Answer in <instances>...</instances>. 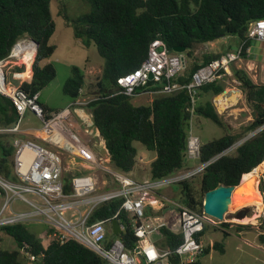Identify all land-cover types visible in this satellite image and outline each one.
<instances>
[{
	"label": "trees",
	"instance_id": "16d2710c",
	"mask_svg": "<svg viewBox=\"0 0 264 264\" xmlns=\"http://www.w3.org/2000/svg\"><path fill=\"white\" fill-rule=\"evenodd\" d=\"M90 11L76 19H70L63 11L66 24L73 28L75 37L86 47L94 45L103 58L100 80L93 84L97 97L86 108L92 113L93 124L104 140L111 164L120 172L128 174L135 169L139 151L135 142H140L148 151L155 152L150 164V178L159 179L171 175L185 167V151L192 114L190 95L185 89L171 94H154L151 103L136 105L132 96L118 93L117 79L140 67L146 59L150 44L155 39L164 41L170 52L184 48L186 56L192 55L197 44L215 41L225 36L237 37L244 47H249V27L253 21L264 19V0H85ZM51 0H0V59L8 55L14 43L28 35L38 43V50L32 67L15 66L8 75L9 81L27 93L41 92L57 74L50 62L56 50L51 38L56 23L50 10ZM246 57V53H243ZM220 55H208L202 63H194L175 81L185 84L200 66ZM233 78L244 91L247 101L254 110V120L247 131L261 130L240 144L235 154L227 151L240 137L226 132L223 136L203 143L200 161L209 163L202 171L200 192L196 194L191 183L179 182L181 202L200 213H204L205 193L221 184L238 185L244 174L250 173L264 161V83H255L243 69L233 68ZM12 74L21 75V83H13ZM23 75H27L26 78ZM227 78V77H226ZM226 78L203 85L200 91L219 94L224 90ZM85 73L73 67L72 73L63 85V92L71 100L85 91ZM161 84L150 82L138 92L159 90ZM199 91V92H200ZM86 95V92H84ZM43 104V103H42ZM44 108L50 111L49 107ZM195 114L212 120L220 127L227 128L215 106L207 101L197 103ZM19 118L12 100L0 94V127L11 128ZM12 133L0 134V173L11 180L15 147ZM5 137H11L5 138ZM71 173L65 174L66 190H70ZM261 190L264 191L263 184ZM264 203V196H263ZM122 199H115L97 207L90 221L112 218L120 210ZM125 224L120 235L129 250L137 246L131 219L122 211L118 216ZM225 228H235L237 232L250 230L252 224L221 223ZM207 225H205L206 228ZM199 233L197 240L205 232ZM224 229V228H223ZM13 237L16 248L0 247V264H29L20 249L44 257L33 264H105L97 253L76 240L64 243L50 241L44 243L25 224L2 228ZM224 236L229 235L223 230ZM156 244L164 249L175 250L183 242L181 232L176 233L162 227ZM264 247V232L258 235ZM214 249L224 252L222 242H214ZM211 247L204 248V255ZM169 264H202L201 259L193 263H182L175 254L168 258ZM141 264H148L141 261Z\"/></svg>",
	"mask_w": 264,
	"mask_h": 264
},
{
	"label": "built area",
	"instance_id": "2783aa9c",
	"mask_svg": "<svg viewBox=\"0 0 264 264\" xmlns=\"http://www.w3.org/2000/svg\"><path fill=\"white\" fill-rule=\"evenodd\" d=\"M249 37L264 41V19L250 24ZM37 50V42L25 35L14 43L7 56L0 59V94L10 98L19 113L13 127H0L1 133L16 135L13 139V172L16 179L11 180L0 173V229L31 222L45 224L46 233L39 236L44 243L55 240L64 243L73 239L93 250L109 264H141L142 260L148 264H169L168 258L173 254L179 256L182 263L199 260L204 255V246L197 240V236L205 228L206 214L179 205L172 222H167L160 215L148 218L146 206L148 202L161 203L156 197L150 200L159 189L171 183L186 181L195 173L203 171L209 163H202L194 171L175 172L159 179L139 180L118 171L111 164L105 143L102 145L104 152L94 148L88 136V129L94 124H90L88 129H81L75 115L77 108H86L97 96L86 97L84 89H80V96L67 107L48 111L41 102L40 92L31 95L9 81L8 75L15 66L24 65L26 68L28 62L33 64ZM244 52H248V47L245 48L243 43L237 50L223 53L200 66L193 72L190 82L180 84L175 79L187 69L186 54L170 52L163 40L155 39L140 67L118 77V93L132 97L146 93L138 91L150 82L161 84L159 90L149 92L153 94H171L185 89L190 95V111L193 116L200 88L231 75L232 64ZM28 111L33 112L42 123L36 139L21 136L22 121ZM201 146L200 138L190 128L185 156L200 159ZM64 157L74 162L83 161L95 170L73 173L69 191L66 190L64 179ZM108 178L112 182L110 185ZM115 199H122V204L114 217L90 221L97 207ZM17 200L30 208L15 209L14 203ZM122 211L131 219L137 237L134 250L126 248L120 238L121 234L110 237L113 234L114 219L119 221L122 232L125 229V224L118 217ZM261 215L264 216V206ZM162 227L182 233L183 242L175 250L162 249L154 241V234H160ZM20 251L29 264L44 257V253L34 254L26 246Z\"/></svg>",
	"mask_w": 264,
	"mask_h": 264
},
{
	"label": "rangeland",
	"instance_id": "374dc122",
	"mask_svg": "<svg viewBox=\"0 0 264 264\" xmlns=\"http://www.w3.org/2000/svg\"><path fill=\"white\" fill-rule=\"evenodd\" d=\"M63 9L68 17L74 20L81 15L87 14L90 11V5L85 0H51L50 2V10L56 23V30L51 41L56 45V50L49 61L55 66L57 74L40 93L41 99L53 110L62 109L70 102L71 98L63 92V85L71 75L74 66L83 69V72L85 73L86 97H94L98 95L97 90L93 88L92 85L100 80L102 74V67L97 62L103 63V58L99 55L94 45L86 47L75 37L73 28L66 24L63 16ZM217 40H219V49H221L223 44L231 47L236 46L235 44L239 39L225 36ZM219 49L215 48L212 51ZM204 54L205 49L203 47L200 48V44H197L192 55L188 56V59H190V67L194 65V63H202V57H204ZM11 76L14 84L19 85L21 83V75L12 74ZM23 77L26 78L27 75H23ZM225 92H236V96L232 101H226L224 107L221 108V98L224 96V98L227 99V96L224 95ZM153 98V93L146 92L134 96L132 102L136 105L147 104L151 103ZM207 101H210L215 106L217 112L227 125V128L220 127L212 120L194 113L189 122L190 128L193 130L194 134L200 138L201 144L219 138L226 132L239 134L240 137L238 140L227 151H225L227 154H235L236 149L240 144L253 138L259 132L260 129L253 131L246 130V127L254 120V110L247 101L246 95L241 89L239 82L233 78L232 74L228 75L225 79L224 90L221 93L213 94L211 92H199L197 103H205ZM26 122L36 124L37 126L41 125V121L35 117L33 118L29 116L27 120L25 119L23 124L25 125ZM87 126L88 124H86V127ZM97 133V130L95 132V129H93L92 135H98ZM0 134L3 133L0 132ZM5 138H9V140L11 139V137ZM36 142L42 144L40 140H36ZM92 144L95 149L104 152L99 138H93ZM134 144L139 152L144 153H142V161L138 157V165L136 169L133 170L134 173H131L130 176L138 179H142L143 176L149 177L150 160L153 156L155 157V152L148 151L140 142H135ZM186 159L188 160H186L187 163L185 167L177 172L194 171L202 165V162L198 158H189L187 155ZM262 164L263 162L260 165ZM260 165L257 168H260ZM63 166L65 172L71 173V175L79 171H95L83 161L74 162L67 157H64ZM101 175L102 174L100 173L99 176ZM201 175L202 170L186 180L191 183V186L197 195H199L200 192ZM257 175L256 189L259 192L260 200L262 202L261 208L258 209L256 206L250 205L249 208L243 211V207L232 205L226 212L225 220L223 221L228 223L252 224L255 227L243 232H237L234 227L225 228L222 226L220 220L206 215L207 226L201 238V242L204 248L210 246L211 249L208 254L201 256L200 259L202 264H263L264 252L258 244V235L260 232H264V216L261 215V209L264 206V191L261 190V184H263L264 188V168L259 169ZM108 183L109 185L112 183L110 178H108ZM180 186L179 183H171L159 189L156 196H154L161 202L154 205V209L159 210L158 214L164 217L167 222H172V218L178 212L179 205L185 206L181 202ZM14 207L18 210H28L30 208L27 204L19 200L15 201ZM26 226L30 231L40 237L45 235L47 229V225L37 224L35 222H31ZM223 230L229 235L224 236ZM158 237V234H154V239L160 242ZM217 241L223 243L224 252H220L212 247L213 243ZM0 247L7 249L16 248V243L13 237L8 235L2 229H0ZM105 264L109 263L105 262Z\"/></svg>",
	"mask_w": 264,
	"mask_h": 264
},
{
	"label": "crops",
	"instance_id": "0c3cea01",
	"mask_svg": "<svg viewBox=\"0 0 264 264\" xmlns=\"http://www.w3.org/2000/svg\"><path fill=\"white\" fill-rule=\"evenodd\" d=\"M231 37L237 38L235 36H231ZM241 43L242 42H240V40H238V42H236V44H235L236 46H234V47L226 46L225 44H223L221 46V49H219L220 48L219 47L220 46L219 40L200 44V48L203 47L205 49L204 57H202L203 60L202 59L201 60L203 62L205 57L208 55H215V54L221 55V54L226 53L228 51H235L241 45ZM215 48H217L219 50L212 51ZM187 59H188V57H187ZM97 63L101 67L103 66L102 62H97ZM188 63L190 64V59H188ZM31 67H32V64L30 67L27 66L26 70H28V68L31 69ZM233 68L245 70L248 73V75L250 76V78L255 83H259V82L264 83V41L252 38L251 43L248 47V52L246 53V57L242 56L240 59H238L235 63L232 64V66H231V74L232 75H233V72H232ZM40 96H41V93H40ZM71 101L72 100L70 99V102L68 104H66L64 107H67L71 103ZM41 102L44 105L48 106L50 111H58V110H53L52 108H50V106L45 101H43L42 99H41ZM75 115H76L78 124L80 125L81 129H85V128L88 129V126L90 124H93L92 113L90 112V110L88 108H82V107L77 108ZM29 116L33 117V118L34 117L37 118L33 112L28 111L25 114L23 120L24 121H25V119L27 120L29 118ZM24 121H22L23 134L21 136L23 138H26V139H36L37 135L40 134V127H41L42 123L40 126H37L36 124L30 123V122H26V124L24 125L23 124ZM86 124H88L87 127H86ZM93 129H95V132H96L97 129L94 125L88 129V130H90V133L88 134L90 139H92V141H93V138L97 137L100 139L101 146L104 145V140L100 136L98 130H97L98 135H96V134H94V136L92 135ZM142 153H144V152H139V156H138L141 161L143 160L142 159ZM153 159H154V156L151 158L150 164L153 161ZM137 165H138V162L135 166V169H136ZM149 172H150V168H149ZM131 173H134V172L132 171V172L128 173V175H130ZM131 177H133V176H131ZM150 177L151 176L149 174V177L143 176L142 179H146V178H150ZM133 178L138 179L136 177H133ZM139 180H141V178ZM153 198H154V196H152V198L150 200H153ZM156 204H158V203H156L155 201H153L152 203L148 202V204L146 206V215L148 218L154 217V213H155V215H159L158 214L159 210L154 209V205H156ZM174 217L172 218V220L174 219ZM110 237H112V234H110ZM153 239H154V236H153ZM258 244L263 249V252H264V247L259 242H258ZM263 264H264V257H263Z\"/></svg>",
	"mask_w": 264,
	"mask_h": 264
},
{
	"label": "water",
	"instance_id": "95a60500",
	"mask_svg": "<svg viewBox=\"0 0 264 264\" xmlns=\"http://www.w3.org/2000/svg\"><path fill=\"white\" fill-rule=\"evenodd\" d=\"M176 52H184V48H177ZM243 179L244 175L241 177V180L238 185L221 184L213 189L208 190L204 196V213L223 222L225 220L226 212L231 207L235 193L237 192L238 188L243 184ZM247 208H249L248 205L244 206L243 211H245ZM112 227V238L122 233L120 223L117 219L113 220Z\"/></svg>",
	"mask_w": 264,
	"mask_h": 264
},
{
	"label": "bare ground",
	"instance_id": "6f19581e",
	"mask_svg": "<svg viewBox=\"0 0 264 264\" xmlns=\"http://www.w3.org/2000/svg\"><path fill=\"white\" fill-rule=\"evenodd\" d=\"M28 66H31V62H28ZM30 70V68H28ZM227 96V99L224 98V96L221 98L220 101V107H224L226 104V101H232L235 96L236 92H225ZM264 168V161L263 164L260 165V168H256L250 173L244 174L243 184L238 188L237 192L235 193V196L233 197L232 205L238 206V207H244L246 205H254L258 209L261 208L262 202L260 200L259 192L256 189V183H257V172L259 169Z\"/></svg>",
	"mask_w": 264,
	"mask_h": 264
}]
</instances>
